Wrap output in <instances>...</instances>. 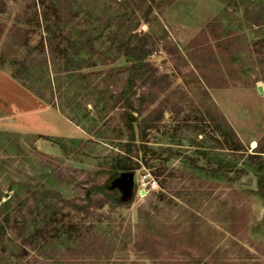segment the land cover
Here are the masks:
<instances>
[{"label": "rangeland", "instance_id": "1", "mask_svg": "<svg viewBox=\"0 0 264 264\" xmlns=\"http://www.w3.org/2000/svg\"><path fill=\"white\" fill-rule=\"evenodd\" d=\"M7 212L0 264H264V0H0Z\"/></svg>", "mask_w": 264, "mask_h": 264}, {"label": "trees", "instance_id": "2", "mask_svg": "<svg viewBox=\"0 0 264 264\" xmlns=\"http://www.w3.org/2000/svg\"><path fill=\"white\" fill-rule=\"evenodd\" d=\"M18 77L21 79L22 76H19V74H18ZM22 81L27 84L26 80L23 77H22ZM50 87H51V89H53L52 83H51ZM126 108L131 109V108H133V106L131 104H128V106ZM130 115H131L130 112L125 111L124 116H125L126 126H127L129 134H128V137L126 138L125 142L121 144L123 147L122 148L123 154L119 158V164L115 167V169L118 173H119V171L124 172V171H127V170L133 168L131 160H130V158H128L130 155V152H131V143L135 140L134 119H132L130 117ZM236 149H238V148H236ZM260 151H263V150H260ZM260 187H263V186L260 184ZM10 200H11V197H9L4 202V204L9 206ZM9 218H10V214L7 212L6 215H4V218L0 221V233L5 230V224L4 223H7L9 221Z\"/></svg>", "mask_w": 264, "mask_h": 264}, {"label": "water", "instance_id": "3", "mask_svg": "<svg viewBox=\"0 0 264 264\" xmlns=\"http://www.w3.org/2000/svg\"><path fill=\"white\" fill-rule=\"evenodd\" d=\"M133 119V115L130 116ZM135 180V172L133 170H127L122 172L120 183L127 189Z\"/></svg>", "mask_w": 264, "mask_h": 264}, {"label": "built area", "instance_id": "4", "mask_svg": "<svg viewBox=\"0 0 264 264\" xmlns=\"http://www.w3.org/2000/svg\"><path fill=\"white\" fill-rule=\"evenodd\" d=\"M148 183H152V185L155 186L157 182H156V181L151 182V181L149 180Z\"/></svg>", "mask_w": 264, "mask_h": 264}]
</instances>
